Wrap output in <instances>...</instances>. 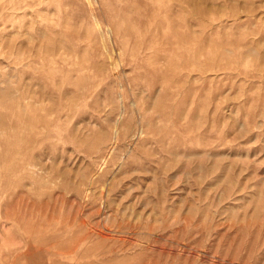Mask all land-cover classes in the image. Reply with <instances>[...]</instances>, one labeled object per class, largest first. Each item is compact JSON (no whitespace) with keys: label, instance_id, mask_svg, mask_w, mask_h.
I'll use <instances>...</instances> for the list:
<instances>
[{"label":"rangeland","instance_id":"374dc122","mask_svg":"<svg viewBox=\"0 0 264 264\" xmlns=\"http://www.w3.org/2000/svg\"><path fill=\"white\" fill-rule=\"evenodd\" d=\"M0 264H264V0H0Z\"/></svg>","mask_w":264,"mask_h":264}]
</instances>
